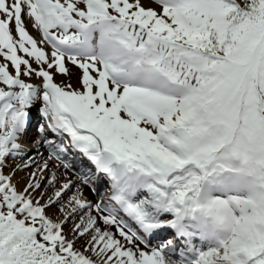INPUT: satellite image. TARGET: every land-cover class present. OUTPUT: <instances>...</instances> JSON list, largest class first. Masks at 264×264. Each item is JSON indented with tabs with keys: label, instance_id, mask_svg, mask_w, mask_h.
Here are the masks:
<instances>
[{
	"label": "snow or ice",
	"instance_id": "obj_1",
	"mask_svg": "<svg viewBox=\"0 0 264 264\" xmlns=\"http://www.w3.org/2000/svg\"><path fill=\"white\" fill-rule=\"evenodd\" d=\"M0 264H264V0H0Z\"/></svg>",
	"mask_w": 264,
	"mask_h": 264
},
{
	"label": "rangeland",
	"instance_id": "obj_2",
	"mask_svg": "<svg viewBox=\"0 0 264 264\" xmlns=\"http://www.w3.org/2000/svg\"><path fill=\"white\" fill-rule=\"evenodd\" d=\"M21 175H23V174L21 173ZM90 195H94V194H90Z\"/></svg>",
	"mask_w": 264,
	"mask_h": 264
}]
</instances>
